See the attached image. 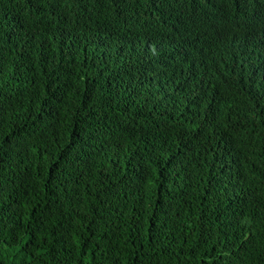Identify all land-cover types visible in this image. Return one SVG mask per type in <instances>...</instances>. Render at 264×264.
<instances>
[{"label":"trees","instance_id":"obj_1","mask_svg":"<svg viewBox=\"0 0 264 264\" xmlns=\"http://www.w3.org/2000/svg\"><path fill=\"white\" fill-rule=\"evenodd\" d=\"M0 264H264V0H0Z\"/></svg>","mask_w":264,"mask_h":264},{"label":"clouds","instance_id":"obj_2","mask_svg":"<svg viewBox=\"0 0 264 264\" xmlns=\"http://www.w3.org/2000/svg\"><path fill=\"white\" fill-rule=\"evenodd\" d=\"M130 49L133 50V52H140L142 51L144 54H156L157 52L153 49H150L148 47V44L147 46L145 45V43H143L142 41H137L136 39L133 40V43L130 44ZM148 49V50H147Z\"/></svg>","mask_w":264,"mask_h":264}]
</instances>
